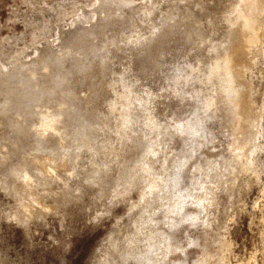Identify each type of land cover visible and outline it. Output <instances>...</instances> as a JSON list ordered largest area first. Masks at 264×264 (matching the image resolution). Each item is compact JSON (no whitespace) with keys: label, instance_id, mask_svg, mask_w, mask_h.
I'll return each mask as SVG.
<instances>
[{"label":"rangeland","instance_id":"obj_1","mask_svg":"<svg viewBox=\"0 0 264 264\" xmlns=\"http://www.w3.org/2000/svg\"><path fill=\"white\" fill-rule=\"evenodd\" d=\"M247 1L130 0L119 11L104 0H0V264H137L169 233L167 186L198 150L185 141L191 121L205 144L181 185L198 181L204 211L162 264H264V13L262 51L238 67L262 114L256 154L238 150L249 130L225 90L229 68L213 66L238 44ZM90 46L106 49L104 61L82 55ZM43 113L62 119L59 132L38 133ZM81 119L91 124L79 146ZM46 158L65 163L43 176L37 161L55 165Z\"/></svg>","mask_w":264,"mask_h":264},{"label":"bare ground","instance_id":"obj_2","mask_svg":"<svg viewBox=\"0 0 264 264\" xmlns=\"http://www.w3.org/2000/svg\"><path fill=\"white\" fill-rule=\"evenodd\" d=\"M104 1H105V4L107 6H109V7L114 6L119 11L124 9V8H129L131 5L130 0L129 1L128 0H104ZM242 3H244V2H242ZM244 6H247L249 8V11L251 12V14L249 16H247L243 9H241L239 11L238 19H237V22L235 25L238 27V29H237L238 44L235 46V44L237 43L236 42L233 47L230 46V47H227L226 49H224L226 55H224V54L220 55V57H218L216 63H214L215 65H213V66L215 68L214 70L217 72L218 68L221 66V62L224 61L226 66L229 68V70L227 69L228 70L227 74H226L227 77L225 79H223V82H225L227 85V86H225L226 87L225 90L230 94L232 103H235V109H236L235 114H236V116L241 117V120L243 121V122L240 121V123L246 124L247 125L246 129L248 128V130H249V132H248L249 136L247 137V139L246 138L243 139V143L241 145H239L240 147L238 148V150L242 152L245 150V148H247L249 146V144H251L253 146V148H251L250 152L253 155L256 152L257 143L259 142L260 137H261L260 136L261 132H259V129H260L261 123H262V114L257 113V111H255L256 102L254 100V96H253V93L251 90L252 86H250V83L247 82L246 65L244 64L245 66L242 69H240V68L238 69V67L241 65L240 63H241V60H242L244 55H247L249 57L251 56V59L248 61H252L253 58L255 56L257 57V55L259 53H261V51H262L261 44H262V40H263V32H262L263 23H262L260 17L263 15L262 13H264V0H250V1H247V3H245ZM126 22L127 21H125V23ZM111 25H113V24H111ZM114 25H115V23H114ZM120 25H122V24H120ZM123 25H125V24L123 23ZM122 26L119 28H122ZM126 26H127V24H126ZM112 28H110V29H112ZM115 29H116V27H115ZM117 32H119V31H117ZM115 34L117 35L116 32H115ZM88 36H94V31L89 30V31H86L84 33V35H82L81 37H76L73 41V44H75L74 42H77V43L80 42L83 38L87 39ZM84 42H87V41L85 40ZM77 43L75 45H77ZM231 43L233 44V42H231ZM255 48H256V51L253 54ZM103 49H105V48L102 47L101 49H97V47L90 46L89 50L85 51L84 54L82 53V55L90 56L93 59L100 58L99 59L100 61H104V57L102 56V54H100L101 51H103ZM72 53L75 56V52H72ZM64 63H65L64 59L58 60L56 62L58 74H57V79H55V82H56L57 87H61L62 85H64L67 78H68L65 73L61 72V68L64 65ZM230 67H232V68H230ZM43 95L44 94H40L37 97L28 96L26 99L27 103L25 102V107H29L30 103H33V102L38 103L40 101V98L43 97ZM199 122L200 121H197V122L191 121V127H192V129H196L195 131H197L196 132L197 134L190 132L188 137H185V139H186L185 141L191 142L194 145V147L196 149H198L196 151H200V148L203 146V144H205L204 143L205 139L203 140V138L205 136L203 134H200L202 132V130L204 129V127L202 129ZM60 123H62L61 118L54 116L51 113H48V114L43 113L42 121L39 124V126L36 127V129L39 130L38 131L39 134L41 133V135L43 137H45L48 135V132L50 130H52L54 132H59V130L56 129L55 125L60 124ZM90 124H91L90 121H88L87 119L86 120L81 119L78 121V126L74 130L73 136L76 139V141L80 140L79 146L82 145L83 134L85 132H88V130H90L89 129ZM183 125H184V123H183ZM240 129H241V127H240ZM207 138H209V137H207ZM65 141H66V139H65ZM61 142H63V140H61L59 142L58 146H61V144H60ZM54 151H56V149ZM54 151H53V153H54ZM196 151H194V152H196ZM248 151H249V149H248ZM194 152L192 155H190V157H188V158L185 157L186 159H184L182 162L180 161L181 163L176 166L175 176L173 177V179H171L170 184L167 186V199L170 198L173 201V204L167 209V215H166V225H168L169 233H160L157 236H155L153 238L152 243L150 244L149 248L143 254L139 255L136 258L137 264H162L163 262H165L171 254L170 247H172V244L174 242L175 233L177 231H179L180 228L182 226H184L185 224L195 225L196 222L200 218L199 216L203 213L204 209H203L202 205H203L204 197H203V195H201V194L199 195L198 193H197V196H194V193H193V191L195 190V185L199 184L198 181L195 184H193L194 185L193 186L194 188L192 187L193 189L182 187V185H183L182 183H184L182 181H183L184 177H186L184 175L185 169L188 165V162L191 161V159L195 158ZM242 153H241V155H242ZM197 157H199V156H197ZM237 157L241 158L240 154ZM46 160L48 162H51L53 165L54 164L55 165L54 166L47 165L45 162H39L36 160L37 163L39 164V167L37 168V172L43 176H49V175L51 176V173H53L55 171L54 169H57L55 167H58L57 163H61V164L65 163V161L57 162V160L55 158L54 159L46 158ZM250 161H249V165L252 164ZM178 163H179V161H178ZM230 167H232V169L235 170V167L233 166V164H231ZM194 168L197 170L201 169L200 165H196ZM187 170L188 169H186V171ZM24 178H25L26 183H27L26 186L27 187L30 186V181L32 179L31 176L29 174H26L24 176ZM191 199H195V202L192 204V206L194 205L196 207L195 209L197 210L194 213L196 215L194 218H192L191 216H187L188 213L186 211L187 208L190 207V206H188V204L190 203L189 201ZM37 201H36V205L38 203ZM192 216H194V215H192ZM160 236L162 238H160ZM193 244H194V242H193ZM163 246L166 247L167 251H165V252L163 251V253H161L162 258L159 259L158 254H159V252H162L161 250L163 249L162 248ZM176 264H185V263L181 262V263H176Z\"/></svg>","mask_w":264,"mask_h":264}]
</instances>
